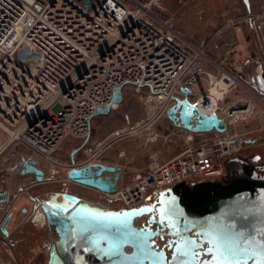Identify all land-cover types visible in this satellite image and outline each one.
I'll list each match as a JSON object with an SVG mask.
<instances>
[{
    "label": "built area",
    "instance_id": "1",
    "mask_svg": "<svg viewBox=\"0 0 264 264\" xmlns=\"http://www.w3.org/2000/svg\"><path fill=\"white\" fill-rule=\"evenodd\" d=\"M160 1L92 0L87 9L85 0H0V130L7 135L0 154L9 149L12 166L21 157L39 159L50 166L49 173L43 171L45 181L53 182L61 181L60 168L68 167V174L100 163L108 144L82 162L75 156L90 136L95 108L109 103L114 89L124 85L141 98L146 117L133 128L115 131V141L149 132L175 99L183 98L206 115L216 114L226 130L183 129L189 135L176 156L153 163L112 195L98 192L122 208L141 207L152 193L182 183L218 181L226 171L224 160L253 142L248 133H264V111L257 106L264 105V90L259 94L242 82L239 66L226 71L207 56L210 48L218 49L214 38L224 28L197 46L153 12L161 9ZM263 17L250 11L245 21L254 29ZM256 115L262 116L258 127L237 130ZM192 135L209 138L193 144ZM157 137L164 138L154 133ZM65 144L74 146L69 163L62 165L55 155Z\"/></svg>",
    "mask_w": 264,
    "mask_h": 264
},
{
    "label": "water",
    "instance_id": "2",
    "mask_svg": "<svg viewBox=\"0 0 264 264\" xmlns=\"http://www.w3.org/2000/svg\"><path fill=\"white\" fill-rule=\"evenodd\" d=\"M91 1L85 0V8H90ZM241 1L250 12L249 0ZM256 81L264 90L261 78L257 77ZM122 87L114 89L109 103L95 108L89 121L96 116L108 115L111 105L121 104ZM182 91L189 93L188 90ZM166 117L173 126L193 133L213 130L223 133L226 130L225 123L216 114L202 113L196 103L189 102L187 98L175 99L167 109ZM75 153L71 154L72 160ZM259 159L255 154L225 159V170L234 175L225 182L182 183L157 192L156 202L138 208L104 212L81 202L74 194H53L40 205L45 220L57 235V241L49 247L47 264H172L171 260H166L164 252L152 249L153 233L149 228L136 229L133 226L135 218L149 213L157 217L160 226L172 230L169 235L176 238L174 255L177 254V245H182L186 239L194 240L189 238L190 232H194L199 241L197 245H203L201 249L206 253L205 245L211 246L207 242L215 237L217 231L230 226L235 242L241 246L251 244L258 250L264 244V162L258 163ZM11 171L33 175L39 184L45 181L37 161L32 158L21 157ZM120 177V168L101 163L72 168L67 174L71 183L110 195L116 192ZM243 192L247 194L244 198L240 197ZM15 198V195H9L5 181L0 180V213L1 206L10 207ZM170 207L175 208V216L167 214ZM92 213L118 217L120 223L104 221L103 226L92 224L82 232L79 221L89 220ZM9 219L7 215L1 224L2 235H7L4 228ZM126 247L131 249L130 253L125 252Z\"/></svg>",
    "mask_w": 264,
    "mask_h": 264
},
{
    "label": "rangeland",
    "instance_id": "3",
    "mask_svg": "<svg viewBox=\"0 0 264 264\" xmlns=\"http://www.w3.org/2000/svg\"><path fill=\"white\" fill-rule=\"evenodd\" d=\"M249 7L252 13L264 15V0H249ZM160 8V10L154 8L153 12L159 18L168 21L182 38L200 47L210 42L215 37L216 32L224 28L222 34L217 39L214 38L218 49L210 48L207 51V56L211 60L217 61L219 66L224 70H231L234 66L232 63L244 66L248 59L250 62L254 61L252 63L254 67L257 65L255 61L262 63L264 66V17L256 21L253 27L254 29H252L249 23L245 21L247 11L241 0H161ZM230 22L232 24H229ZM225 61L226 63L228 61L232 63L226 65ZM203 66L206 70L215 72L214 68L208 67L205 64ZM252 70L256 71L255 69ZM245 78L246 71L241 76V81L244 82ZM122 91L125 92L123 95L124 99L118 105L117 110L110 112L107 117L102 118L98 122L96 119L90 122L91 133L87 145L89 149L93 150L98 145L109 141L111 134L115 131H126L135 127L139 123V120H143L146 117V107L141 98L134 92L133 88L130 85H124ZM257 106L260 111H264L263 103L259 102ZM128 117L131 119L129 125L127 123ZM261 121L262 116L256 115L249 119L246 124L238 125L237 130L247 131V129L250 130V128L258 127ZM154 128L153 126L149 132L144 131L142 133L132 134L124 139L118 140L117 143H111L110 147L99 159L106 160L108 156H111L113 158L112 163L115 165L124 166L123 168L131 165L135 167L140 166L142 168L141 170L145 169L150 163L148 155L156 151L157 148V143L145 145L147 134H150H148V137H152L153 133H155ZM167 134L169 136H165ZM248 136L252 138L253 142L255 141L257 143V146L247 147L249 145L247 144L242 155L249 156L254 153L263 154L264 133L260 131L252 132L250 134L248 133ZM6 139L7 135L0 130V146ZM162 139H171L169 143L171 144L170 148H172L169 152H164L163 150L160 157L164 161L173 158L174 155L176 156L186 146L185 133L176 130L174 127H169L167 131H164V138ZM73 146L65 144L61 147L58 154L55 155V158L62 165L69 163V157L67 155ZM163 149H167V147ZM83 155L81 153L77 157L82 158ZM4 156L9 158V149L0 154V157ZM75 161H77L76 157ZM37 163L39 169L43 170L45 174L49 173L50 166L39 159ZM67 170L68 167L66 166L64 169L60 168L61 181H53L50 183L46 181L45 183H40L30 192L43 196L48 191L58 189L61 182L65 181L66 186L72 187V189L82 195L91 198L94 197L97 200L99 199L97 191L69 182L67 179ZM127 172L128 170L126 171L125 169L124 173H121V181L119 179L120 188L130 183L133 178L131 177L129 179ZM112 203L118 205L114 201ZM4 264H9V261L5 259Z\"/></svg>",
    "mask_w": 264,
    "mask_h": 264
},
{
    "label": "flooded vegetation",
    "instance_id": "4",
    "mask_svg": "<svg viewBox=\"0 0 264 264\" xmlns=\"http://www.w3.org/2000/svg\"><path fill=\"white\" fill-rule=\"evenodd\" d=\"M259 65H260L259 70L261 73V80H262V83L264 84V66L260 62H259ZM235 66H239L241 68V71L238 74V77L241 79V76L245 73V71L247 73V70H245L244 67L239 65V64H236V65L234 64L232 69ZM256 78L257 77L254 76V74L250 75L249 79H248V77L245 78L244 83L247 85H251L255 82L257 83ZM254 146H257V143L255 141L250 143L247 147H254ZM245 149H246V146L243 147V150L237 156L238 157H245L244 156L245 154L242 155V153ZM254 154L260 157V159L258 160V163L260 161L264 162V151H263V154H259V153H254ZM237 165H239V163H237ZM232 176H234V175H232L230 172L225 171V173L223 174L221 179H219L217 182L223 183L227 179L232 178ZM45 182L46 181H44L43 183H45ZM62 193L74 194L80 198L81 202L87 203L90 207H96V208H98L104 212L117 211L119 209H123L119 205H114V203H112L108 199L102 198L99 194H97L99 196V199L97 200V199H94V197L91 198L89 196L82 195L81 193L72 189V187L63 185L62 183L58 189H55L53 191H48L47 193H44L43 196L40 194L30 195L29 196L30 198L27 202L28 204L26 206L22 207L20 210V216H19V214H17V216L20 217L17 221V225H18V228L33 226L39 230L38 239L36 241L38 252L34 256V258L30 259V261L29 260L23 261L22 263H19V264H47L48 263L49 247L55 241H57V235L54 231L53 226L49 225V223L45 220L40 205L43 202L47 201L51 195L62 194ZM242 196H243V198L246 197L247 196L246 192H243L240 195V197H242ZM156 198H157V194L152 193L151 195H149L147 197L146 201L144 202V204L142 206L152 205L154 202H156ZM12 204H11L9 209L12 208ZM7 215L10 216L9 223H11L15 217L14 212H11L9 210ZM7 215L4 217V219L7 217ZM15 220H16V218H15ZM133 226L136 229L149 228L151 230V232L153 233V238L151 239V241L153 242L152 249H155L157 252H164L166 255V260H171V262H173L172 264H176V261H174V259H173V257L175 256L173 253V248L176 245V242H175L176 238L169 235V232H172V230L170 231L169 229L163 228L162 226H160L158 224L157 217L155 215H152V213L145 214V215H142L141 217L135 218L133 220ZM1 235L2 234L0 233V236ZM188 235H189V238H193L197 243H199V241L196 239V236L194 235V232H190ZM7 236H8V232H7V235H3V238H2V236L0 237V242H4L5 246L13 248L14 244L12 242L5 241V237H7ZM253 238H255V237H253ZM207 247L208 246L205 245V248H207ZM125 252L130 253L131 249L129 247H126ZM5 259H6V261H9V264H17V263H15V261L13 262L12 260H10L7 257V255L5 254L4 250L2 248H0V261L3 264H4ZM184 259L186 261V264H205V262L210 261L212 259V257L207 255L204 252V250L200 249L199 261L192 260L190 256L185 257ZM245 264H257V259L254 258V259L245 260Z\"/></svg>",
    "mask_w": 264,
    "mask_h": 264
},
{
    "label": "crops",
    "instance_id": "5",
    "mask_svg": "<svg viewBox=\"0 0 264 264\" xmlns=\"http://www.w3.org/2000/svg\"><path fill=\"white\" fill-rule=\"evenodd\" d=\"M253 62L252 61L250 62V60L248 59V61H246V64L244 66L241 65L244 67L245 70H247L246 77H248V79H249L250 75L254 74V76L261 78V73L259 70V67H260L259 62L255 61V64H257V65H255V67L252 64ZM225 63H226V61H225ZM230 63H232V62L228 61V63H226V65H230ZM232 64L236 65L237 63H232ZM251 64H252V66H251ZM252 67H254V68H252ZM252 69H255L256 71H254ZM248 86L253 91H255L259 94L262 93V91H261L262 89H261L260 85H258L256 82L251 84V85H248ZM122 89H123V87H122ZM124 94H125V92H123L121 90L122 101L124 99L123 98ZM111 112H113V111H111ZM107 116L108 115L93 117L90 120V122L92 120H95V119L98 122L99 120H101L102 118L107 117ZM129 119L127 120L128 125H129V122L131 121V119L130 120ZM141 121L142 120H139V123ZM154 127H155L154 132L163 135V137H164V131H167L169 129V127H172V128L174 127L176 130L185 133L186 136L189 135V133L184 131L183 129L173 126L166 116L162 117L158 122H156ZM118 131H121V130H118ZM113 133L111 134L109 141H107L104 144L98 145L97 147H95V149H97L103 145H107V144L110 147L111 143H113V144L117 143V141H115L113 139ZM148 134L146 136L147 139L145 141V145L150 144V143H157V148H156V151H154L153 153L148 155L150 163L148 164V166L145 169L141 170L142 168L140 166L135 167V166L131 165L127 168L126 167L123 168L124 166L115 165L112 163L113 158L111 156H108L106 160L99 159V162L101 164L120 168L122 174L124 173L125 169H126V171L128 170L127 173L129 174V179L131 177H133L135 174L145 171L153 163H155V164L156 163H162L164 160H162L160 156L163 153V150H164V152H169L172 149V148H170L171 144L169 143V142H171V139H168V140L164 139L165 140L164 141L162 138H159V137L153 138L154 133H153L152 137H148ZM165 136H169V135L167 134ZM192 137H193V144H198L203 139L209 138V135H204V136L192 135ZM161 140H163L164 142ZM87 145H88V140L86 141L85 144L82 145L83 147L81 146L79 152L76 154L75 157H76L77 161L82 162V161L86 160L85 158L88 157V154L92 153L95 150V149H93V150L89 149L87 147ZM164 145H165V147H167V149H163V148H165ZM81 153L84 154L83 155L84 157L83 156H82V158L77 157V156H80ZM12 163H13L12 160H10L8 157H6V156L0 157V180L5 181L6 189L9 193V195H15L16 196L15 201L12 204V208L9 209L10 207L7 208L6 205H2L1 206V213H0V219H1L2 217H5L7 215L9 210L11 212H14V215H15L14 220L4 228L8 232V236L5 237V241L12 242L14 244V247L13 248L7 247V246H5L4 242H0V248H2L4 250L5 254L7 255V257L10 260H12L13 262L15 261V263L19 264V263H22L23 261H28V260L30 261V259L34 258V256L38 252L36 241L38 239L39 230L33 226L18 228L17 221L20 218L19 216H20L21 208L28 204L27 202L30 198L29 196L33 194L30 191L35 186H37L39 183L35 182L33 175H21L19 173V171H11L10 172V169L12 168ZM120 181H121V178H120ZM120 181L118 182L117 186L120 185L119 184ZM17 214H19V216H17ZM15 218H16V220H15ZM1 226L2 225H0V228H1ZM1 236L3 238V235H1Z\"/></svg>",
    "mask_w": 264,
    "mask_h": 264
},
{
    "label": "snow or ice",
    "instance_id": "6",
    "mask_svg": "<svg viewBox=\"0 0 264 264\" xmlns=\"http://www.w3.org/2000/svg\"><path fill=\"white\" fill-rule=\"evenodd\" d=\"M170 216H175V208L170 207L167 212ZM104 221H109L112 224H119L118 217L104 216L96 213L90 214L89 220H80L82 225L81 231H86L92 224L103 226ZM211 246L205 249L206 254L211 256L210 261L205 264H245L246 259L257 258V264H264V244H261L257 249L249 244L241 246L235 242L231 226L228 229L217 231L215 237L207 242ZM203 245H197V242L191 239H186L182 245H177V254L173 257L176 264H186L185 257H191L194 261H199L200 249Z\"/></svg>",
    "mask_w": 264,
    "mask_h": 264
},
{
    "label": "bare ground",
    "instance_id": "7",
    "mask_svg": "<svg viewBox=\"0 0 264 264\" xmlns=\"http://www.w3.org/2000/svg\"><path fill=\"white\" fill-rule=\"evenodd\" d=\"M251 11V10H250ZM212 93L215 94L217 93L215 90H212ZM216 95V94H215ZM190 102V101H189ZM118 108V106H116ZM117 108L115 110H117ZM41 170V169H40ZM42 171V170H41ZM43 172V171H42Z\"/></svg>",
    "mask_w": 264,
    "mask_h": 264
}]
</instances>
